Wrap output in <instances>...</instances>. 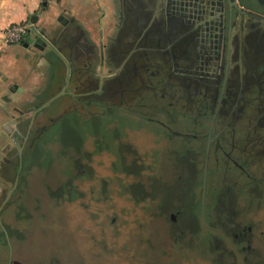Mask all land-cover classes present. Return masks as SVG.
Segmentation results:
<instances>
[{"label": "rangeland", "instance_id": "obj_1", "mask_svg": "<svg viewBox=\"0 0 264 264\" xmlns=\"http://www.w3.org/2000/svg\"><path fill=\"white\" fill-rule=\"evenodd\" d=\"M192 60L189 54L179 69L197 68L194 74L204 78L206 58L200 55L196 64ZM163 70L169 72L170 65ZM141 77L142 81H135L129 71L120 81L110 78L107 91L100 90L98 96L70 98L68 113L45 122L52 126L45 136L33 130L28 141L35 144L28 143L22 153L25 161L16 166L15 183L14 167L6 160L16 163V150L0 153V180H5L6 167L13 178L0 191V223L5 227H0V264H8L10 256L23 264H159L163 260L164 254L154 248L164 239L153 229L167 226L165 217H157L160 207L178 209L183 203L190 207V195L180 189L176 176L186 171L178 164L182 153L186 159L196 158L183 151L195 141L183 132L195 133L190 121L197 118V110L183 108L185 101L170 105L172 100L162 96L165 92L147 88L150 69ZM254 94L258 96V90ZM243 125V134H249L250 124ZM255 131L253 127L252 134ZM258 133L264 134V129ZM198 176L202 208L203 168ZM144 184L150 185L154 197L151 217L147 200L141 198L149 192ZM136 194L141 199L136 200ZM201 246L198 256L207 254V243L202 241Z\"/></svg>", "mask_w": 264, "mask_h": 264}, {"label": "flooded vegetation", "instance_id": "obj_2", "mask_svg": "<svg viewBox=\"0 0 264 264\" xmlns=\"http://www.w3.org/2000/svg\"><path fill=\"white\" fill-rule=\"evenodd\" d=\"M198 6L189 15L193 21L188 28L209 63L204 78L172 76L157 64L150 69L147 88L165 92L162 96L172 100L170 105L185 101L183 108L197 110V118L190 121L195 133H181L195 140L183 151L196 158L186 159L178 151V164L186 171L176 176L180 189L190 195V207L183 203L178 209H158L157 217H165L167 226L153 229L164 239L154 249L164 254L159 264H264V134L258 133L264 129V0L250 6L239 0H202ZM244 123L250 124L247 135ZM200 140L205 141L202 150ZM202 168L204 206L199 208L196 186ZM155 179L162 182L163 176L155 174ZM144 188L149 192L141 198L147 200L151 217L154 197L150 185ZM138 195L136 200L141 199ZM192 205L199 208L197 213ZM202 241L207 254L198 256ZM13 263L23 264L10 256L8 264Z\"/></svg>", "mask_w": 264, "mask_h": 264}, {"label": "crops", "instance_id": "obj_3", "mask_svg": "<svg viewBox=\"0 0 264 264\" xmlns=\"http://www.w3.org/2000/svg\"><path fill=\"white\" fill-rule=\"evenodd\" d=\"M201 1L0 0V153L16 150L17 162L6 160L14 167V183L16 166L25 161L22 153L28 143L35 144L30 136H45L52 127L45 122L68 113L70 98L98 95L110 78L120 81L129 71L142 81L151 64H169L172 74L195 76L197 68L179 66L185 53L193 64L203 53L188 28L189 15ZM29 22L52 46L33 30L22 42H6L11 26ZM7 169L0 191L13 179Z\"/></svg>", "mask_w": 264, "mask_h": 264}, {"label": "built area", "instance_id": "obj_4", "mask_svg": "<svg viewBox=\"0 0 264 264\" xmlns=\"http://www.w3.org/2000/svg\"><path fill=\"white\" fill-rule=\"evenodd\" d=\"M32 30V23H21L11 26L6 33V42L8 43H19L22 42L25 35L30 33Z\"/></svg>", "mask_w": 264, "mask_h": 264}, {"label": "water", "instance_id": "obj_5", "mask_svg": "<svg viewBox=\"0 0 264 264\" xmlns=\"http://www.w3.org/2000/svg\"><path fill=\"white\" fill-rule=\"evenodd\" d=\"M239 1H240V5H243V4L248 5V4H252V3H255V2L257 3L258 2V1L251 0V1H248L247 4H246V3H244L243 0H239ZM248 6H250V5H248ZM236 7L238 8V6H236ZM32 30L34 32H36L37 34H39L49 45H51V43L44 37V31H39L34 25L32 26Z\"/></svg>", "mask_w": 264, "mask_h": 264}]
</instances>
